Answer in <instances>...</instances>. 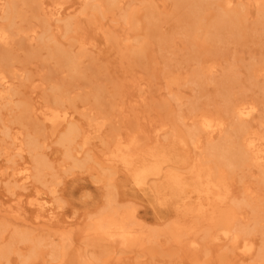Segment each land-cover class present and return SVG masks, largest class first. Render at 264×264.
<instances>
[{
	"label": "rangeland",
	"instance_id": "rangeland-1",
	"mask_svg": "<svg viewBox=\"0 0 264 264\" xmlns=\"http://www.w3.org/2000/svg\"><path fill=\"white\" fill-rule=\"evenodd\" d=\"M42 1L73 5L76 10L67 16L72 30L65 31L66 21L53 22L45 34L49 37L41 40L39 37L45 28L41 23L43 17L25 6L21 8L24 14L15 18V27L23 30L34 27L37 33L29 37L15 29L7 44L0 42V56L9 57L13 65V72L9 74L13 77L11 89H15L11 103L7 99L0 100V173L8 176L12 169L7 167L19 165L24 160L33 162L31 153L20 156L12 150V140L4 133L6 125L21 130L27 138L38 135L37 131L46 127L36 114L24 118L23 105H51L63 92L69 95L64 106L75 112L74 124L81 130L75 145L81 151L80 159H85L88 153L91 158L83 160L81 166H73L72 161L65 158L66 149L57 142L58 136L49 137L50 128L38 135L45 140L41 152L53 169L45 175L43 183L36 185L49 196H53L50 189L55 188L56 201L62 205L65 219L76 221V224L66 228L64 223L35 228L28 207H24L21 219L1 212L0 252L8 250V253L0 264H24L35 245L38 256L30 258L31 264H79L96 257L101 259L95 260L97 264H255L251 260L244 261L229 248H218L210 242H206L197 255L184 246L187 240L179 244L172 242L163 231L176 218L163 217V224L157 223L146 198L124 199L118 193L115 176H109L112 170L101 156L117 134L126 137L138 132L140 138L151 142L156 139L155 126L163 124L166 132L159 137L162 142L186 135L194 121V106L216 113L224 105L225 90L231 98H247L259 104L249 124L264 133V9L253 0H234L231 9L238 15L237 30L235 34L226 33L217 38L207 32L209 22L219 11L217 3L205 6L200 21L195 24L190 5L179 0H123L105 14L106 18L92 8L82 13L85 4L80 0ZM7 5V0L0 1V25L7 23L3 19ZM131 12H135L144 24L145 15H153L151 29H146L145 25L138 29L129 24L124 17ZM100 23L104 24L102 29L98 28ZM110 35L114 40L108 41ZM138 38L145 42L146 49L141 57L134 58L129 50L139 47ZM82 40L89 42L87 56L83 57L81 73L72 75L51 53L50 47L57 44L77 53ZM210 59L216 66L214 73L197 81L196 73L202 61ZM175 94L181 95L182 101H178ZM97 116L102 117L101 121L108 119L100 129L93 121ZM181 116L187 117L184 124ZM5 149L10 151L8 159L13 160H7ZM187 151L193 159L200 153V149L190 143ZM101 184L106 185L105 190L115 191L114 200L119 206L137 209L144 230L162 232L157 241L124 248L112 246L109 241L83 231L86 216L93 218L105 209L106 194L100 196L102 189L97 188ZM247 190L253 192L256 206L241 205V225L251 228L250 237L260 248L264 244V181L257 168L234 176V194L228 206L233 199L243 201ZM33 191L32 186L24 190L14 182H0V206H6L20 193L23 200L27 199L26 195ZM93 201H100L101 206L88 213L87 208ZM159 215L167 216V212H159ZM187 225H195L199 230L193 235L198 240L208 228V223L199 218ZM24 232H30V238H21ZM65 234H70L71 239L64 240ZM115 248L119 251L117 255L110 253ZM116 258H120V262L115 263Z\"/></svg>",
	"mask_w": 264,
	"mask_h": 264
},
{
	"label": "bare ground",
	"instance_id": "bare-ground-1",
	"mask_svg": "<svg viewBox=\"0 0 264 264\" xmlns=\"http://www.w3.org/2000/svg\"><path fill=\"white\" fill-rule=\"evenodd\" d=\"M179 1L190 5L195 24L200 21L205 6L217 3L219 11L208 24V34L217 38L226 33L235 34L238 15L231 9L234 0ZM253 1L261 10L264 9V0ZM7 2L3 16L7 23L0 25L1 43L7 44L11 31L15 29L29 37L37 33L34 27L27 30L15 27V18L24 14L21 8L25 6L31 8L38 17L41 15L43 17L41 23L45 28L42 30V36L39 37L41 40L49 37L45 34L50 28V23L53 22L66 21L65 31L72 30V24L67 21V16L76 10L73 5L65 6L61 1L46 4L42 0H7ZM79 2L85 4L82 13L92 8L99 10L106 18L105 14L110 12L114 6L122 4L123 0H108L107 3H102L101 0H80ZM153 18L154 16L150 13L146 14L144 24L135 12L124 17L129 24L138 29L143 25L146 29H151L154 24ZM103 26L104 24L100 23L98 28L102 29ZM107 39L112 41L114 37L110 35ZM137 41L140 43L139 47L129 50L134 58L141 57L146 49L144 41L139 38ZM80 43L81 50L77 53L57 44L50 47L51 53L72 75L81 73L83 57L87 56L86 50L89 42L82 40ZM215 67L211 59L202 61L196 73L197 81L214 73ZM10 72H13L11 59L6 55L0 56V100L7 99L8 103L12 102L15 90L11 89L13 77L9 74ZM223 95H225L224 105L216 113L194 106L192 114L194 121L188 127L186 135H178L162 142L159 137L166 132L163 124L155 126L156 139L151 142L140 138L138 132H133L126 137L117 134L108 143L101 160L112 170L109 176H115L118 193L124 199L145 200L146 198L157 223L163 224V217L167 220L176 218L163 231V235L172 242L179 244L187 240L184 246L195 255L200 252L206 242H210L218 248H229L237 252L244 261L251 260L255 264H264V244L257 248L255 240L250 237L251 228L247 224L241 225L242 218L239 213L241 205L256 206L252 199L253 192L247 190L243 201L233 199V203L228 206L234 194V176L239 172L257 168L264 181V133L254 130L249 124L256 116L259 104L247 98H231L226 90ZM174 96L178 101H182L181 95L175 94ZM68 97L69 95L63 92L54 98L51 105L34 107L23 105L22 115L24 118L32 114L40 117L45 127L51 129L49 137L58 136L57 142L65 147V158L71 160L73 166H81L85 162L83 160L91 158V154L88 153L85 159H80L81 151L75 145L81 135V130L74 124L75 112L64 106ZM101 118L98 116L93 118L99 129L108 120L105 118V121H101ZM186 120V116L180 117L183 124ZM46 128H40L37 131L38 135L42 134ZM4 133L12 140V150L20 156H23L25 152L31 153L33 162L24 160L19 165L7 167L12 171L8 176L0 173V182H14L24 190L32 186L34 191L26 195L27 199L24 200L22 193L11 198L6 206H0V213L4 212L21 219L19 217L24 215V207H28L32 211L31 223L36 224L35 228L43 225H62V223H64V228L75 225L76 221L65 219L61 211L62 205L56 201L55 188L50 189L53 196H49L36 185V183H43L45 175L53 169L47 156L41 152L45 140H41L38 135L27 138L21 130L11 128L9 125L4 128ZM205 137L206 143L204 144L203 138ZM87 143L88 140L83 143V146ZM189 143L196 149H200L195 159L187 151ZM4 155L7 160H13L8 159L10 151L5 149ZM105 186L101 184L97 187L102 189L100 196L106 194L105 209L93 218L87 215L83 231L96 238L109 241L112 246L118 245L124 248L141 247L157 241L162 232L144 230L137 209L119 206L114 200L115 191L110 188L105 190ZM10 188H14L13 185H10ZM100 206V201H93L87 211L88 213L93 212ZM162 211L167 212V216L159 215ZM198 218L208 223L204 237L199 240L193 236L199 231L196 230V226L187 225L189 221ZM259 223L260 221H257V224ZM26 225L32 226L28 223ZM30 236V232H24L21 238L27 239ZM70 239V234L64 235V240ZM37 243L41 246L39 241ZM34 248L30 258L38 256L36 252L38 247L35 245ZM7 253L8 250H2L0 260L7 256ZM110 253L117 255L119 251L115 248ZM30 258L25 260L24 264H31ZM98 259L101 261L100 257H96L95 260ZM95 260L80 261L79 264H97ZM116 262H120V258H116ZM41 264L47 263L42 262Z\"/></svg>",
	"mask_w": 264,
	"mask_h": 264
}]
</instances>
